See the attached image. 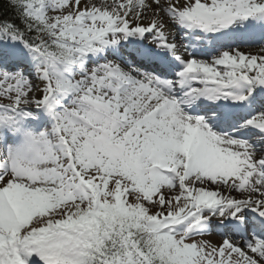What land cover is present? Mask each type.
Instances as JSON below:
<instances>
[{"label":"snow or ice","instance_id":"obj_1","mask_svg":"<svg viewBox=\"0 0 264 264\" xmlns=\"http://www.w3.org/2000/svg\"><path fill=\"white\" fill-rule=\"evenodd\" d=\"M0 264H264V0H0Z\"/></svg>","mask_w":264,"mask_h":264},{"label":"rangeland","instance_id":"obj_2","mask_svg":"<svg viewBox=\"0 0 264 264\" xmlns=\"http://www.w3.org/2000/svg\"><path fill=\"white\" fill-rule=\"evenodd\" d=\"M261 45L259 44H251V45H240L241 47V50H244V49H251V48H257V47H260ZM258 51V50H257ZM257 51H254L253 53L257 52ZM252 52V51H251ZM204 239H210L212 240L213 243H217L219 242L220 240V237L219 236H205Z\"/></svg>","mask_w":264,"mask_h":264},{"label":"bare ground","instance_id":"obj_3","mask_svg":"<svg viewBox=\"0 0 264 264\" xmlns=\"http://www.w3.org/2000/svg\"><path fill=\"white\" fill-rule=\"evenodd\" d=\"M258 49H259V47H257V48H251V49H244V51H252V52H254V51H257Z\"/></svg>","mask_w":264,"mask_h":264}]
</instances>
